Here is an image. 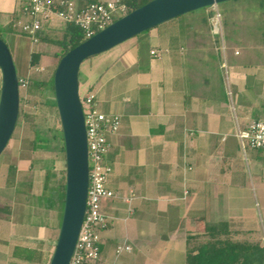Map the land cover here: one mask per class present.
<instances>
[{"label":"crops","instance_id":"1","mask_svg":"<svg viewBox=\"0 0 264 264\" xmlns=\"http://www.w3.org/2000/svg\"><path fill=\"white\" fill-rule=\"evenodd\" d=\"M74 1L79 8L90 2ZM21 5L0 0V31L14 60L25 47L21 67L29 74L33 50L43 59L53 55L14 25L27 19L18 17ZM63 26L54 17L43 23L51 34ZM185 26L195 27L194 35ZM220 27L219 41L211 26L207 32L170 19L98 54L80 74L98 109L121 117L119 130L107 134L106 186L114 196L101 202L107 224L98 264H186L188 247L218 221L256 235L233 205L241 202L237 187L264 183V149H243L236 136L252 119H264L263 56L247 40L226 39ZM24 161L31 170L39 163ZM30 176L13 185L0 177V264H49L55 248L62 212L46 197L56 185ZM125 243L131 250L116 255Z\"/></svg>","mask_w":264,"mask_h":264},{"label":"water","instance_id":"2","mask_svg":"<svg viewBox=\"0 0 264 264\" xmlns=\"http://www.w3.org/2000/svg\"><path fill=\"white\" fill-rule=\"evenodd\" d=\"M228 0H150L122 15L60 57L53 89L64 141L65 197L58 238L49 264H70L86 212L89 186L85 117L79 95L82 62L170 19ZM0 156L19 116L20 84L11 51L0 37Z\"/></svg>","mask_w":264,"mask_h":264},{"label":"rangeland","instance_id":"3","mask_svg":"<svg viewBox=\"0 0 264 264\" xmlns=\"http://www.w3.org/2000/svg\"><path fill=\"white\" fill-rule=\"evenodd\" d=\"M207 11H212V15L208 16ZM119 15L121 16V14H118V16H116L115 18H119ZM180 18L186 20L187 24H201L203 29L207 28V32L208 30L211 31L210 26L213 28L214 24L218 20L221 21L224 37L226 38L230 34L236 35L238 39L249 41L253 46V52H257L255 50L262 52L261 55L263 56V58H261L259 62L264 64V0H228L221 2L217 5L210 6L207 10L203 8L190 11L188 13L183 14ZM206 23L207 25H211L208 27H204ZM218 26L220 29V23H218ZM194 28L195 27L192 28L189 26L182 27V29H184L190 35H194ZM213 34L215 36L212 34L211 35L213 37H216V39L220 41L221 35H216L215 33ZM61 35V30H56L53 32V34H51V37L59 38ZM0 37L5 40L12 54L13 44H11L9 38L7 37V34L0 31ZM29 39L32 40L31 38ZM43 45L44 48H46V50L48 51L46 52L50 55H53V58L43 59L40 57L38 63L35 65H31L29 61V74L22 72L21 67L23 64H26L25 58L27 54L25 47L20 50V57L14 60L17 69V74L23 75L22 78H25L27 80V86L21 87L20 89L22 114L18 120L19 125L17 128H15L14 133L12 135L13 137L9 141L7 147L2 153V157L0 158L1 178L5 176L7 165L10 161L16 163L20 178L24 179L25 177H27V175H31L30 177L33 178V180L39 179L41 182L42 180H44V182H48L49 174L52 170H55V172H57L58 177L59 171L65 169V159L63 158L62 152L57 153L55 165L52 166L51 158H53L54 152H46L45 150H42L40 148L37 150L38 152L36 153L37 155H40V158L38 165L34 166L35 170L29 169V164L23 165V161L25 159L28 161H32L36 156L35 152L32 150L30 143V141L34 137L32 126H35V128L39 129L40 132H42L44 135L51 137L53 135L51 128L58 127L60 123V119L57 116L58 111L56 113V110H54L55 108L52 110L48 105H46L47 101H52L55 99L51 89L49 87L44 88L43 90L38 89L35 88L31 83L32 81L50 82L55 71L56 65L60 59V57L55 55V53L59 51L58 46L45 42L43 43ZM111 49L105 52H110ZM32 52L41 51H37L35 49ZM96 56L100 55L97 54L91 56L82 62L80 67V74L88 69L89 63L94 62L96 58L98 60V57ZM80 74L79 82L81 80ZM83 81L84 80L82 79L79 84L80 98H84L86 96V88L84 86ZM53 144L56 143L53 142ZM263 186L264 183L260 185V182H246L245 187L240 186L236 188V190L242 194V197H240L241 202L239 201L237 205H233L236 207V209L238 208L237 211H239L235 214L246 215V217L250 219L249 225L253 226L252 228L255 229L254 232L256 233V235H234V238L261 241L262 244H264Z\"/></svg>","mask_w":264,"mask_h":264},{"label":"built area","instance_id":"4","mask_svg":"<svg viewBox=\"0 0 264 264\" xmlns=\"http://www.w3.org/2000/svg\"><path fill=\"white\" fill-rule=\"evenodd\" d=\"M25 4L27 19L16 20L14 25L33 42H38L36 33L50 17L63 23L76 24L89 38L113 22L118 14H125L127 9L120 0H94L80 8L74 0H27ZM218 23L219 20L214 24L215 32L220 31ZM151 52L154 53V50ZM19 84L20 88L26 87L27 80L20 77ZM81 103L87 132L89 186L86 212L70 264H82L85 259L99 258L100 229L107 224V218L101 211V202L104 198L114 196V192L106 186L112 170L105 162L111 146L107 134L116 133L121 125L119 114H107L98 109L93 94L81 98ZM236 136L243 149H264V119H252L237 131ZM130 250L131 246L125 243L118 245L115 251L116 255H120Z\"/></svg>","mask_w":264,"mask_h":264},{"label":"trees","instance_id":"5","mask_svg":"<svg viewBox=\"0 0 264 264\" xmlns=\"http://www.w3.org/2000/svg\"><path fill=\"white\" fill-rule=\"evenodd\" d=\"M27 0H22V5L20 7L19 16L25 15V6ZM94 1V0H90ZM127 7L126 13L140 7L141 5L149 2L150 0H120ZM208 7H203L204 9H208ZM56 8V5H55ZM200 8V9H203ZM208 16L212 15V11H207ZM182 16V15H181ZM178 16L176 18H180ZM120 17V15H119ZM118 18V17H117ZM156 27V26H155ZM153 28V27H152ZM11 31H15L14 28H10ZM151 29V28H150ZM62 35L58 38L51 37V33L49 30H45L44 28L37 31L36 36L40 41L45 43L54 44L59 47V51L55 53L56 56H63L68 50L75 47L79 43L83 42L86 38L84 31L72 22H65L64 26L60 28ZM149 30V29H148ZM146 30V31H148ZM216 35H221L222 32L218 31L215 33ZM41 52H32L30 63L31 65H35L38 63ZM80 74V72H79ZM32 85L38 89L50 88L52 93L54 94L53 89V76L50 82L48 81H32ZM21 89V88H20ZM46 105L50 107V109L56 110L57 107L55 99L52 101H47ZM22 114L21 109V97H20V108H19V116L18 120ZM58 116V114H57ZM59 118V116H58ZM19 122L16 123V128L18 127ZM34 137L30 141L32 150L35 154L38 152L37 150L40 148L45 150L46 152H54L53 158H51L52 164L55 165L57 153H63L64 155V141H63V133L61 129V125L59 123L58 127H53L52 132L53 135L48 137L40 132L39 129L32 126ZM13 137V136H12ZM55 142L56 144H53ZM2 155L0 156V158ZM40 155L35 156L33 159L34 162L38 161ZM65 161V160H64ZM5 182L8 185H13L15 182L22 181L23 178L19 177L18 169L16 163L10 161L7 165L6 173H5ZM26 178V177H25ZM24 178V179H25ZM54 181L56 188L50 190L48 197H46L47 203L51 204L52 201L54 204L59 202L61 212L63 211L64 205V197H65V169L59 171V176L57 177V172L51 171L49 174L48 180ZM239 235L234 224L228 221H218L212 223L208 226V230L206 232V236L202 238L197 245L188 247L187 256H186V264H264V244L261 241H252L249 239H236L233 236ZM196 239L197 236L190 235L188 239ZM100 259V251L98 259H85L82 264H98Z\"/></svg>","mask_w":264,"mask_h":264},{"label":"clouds","instance_id":"6","mask_svg":"<svg viewBox=\"0 0 264 264\" xmlns=\"http://www.w3.org/2000/svg\"><path fill=\"white\" fill-rule=\"evenodd\" d=\"M125 14H126V13H125ZM123 15H124V14H123ZM121 16H122V15H121ZM121 16H120V17H121ZM97 32H98V31H97ZM19 78H20V77H19Z\"/></svg>","mask_w":264,"mask_h":264}]
</instances>
